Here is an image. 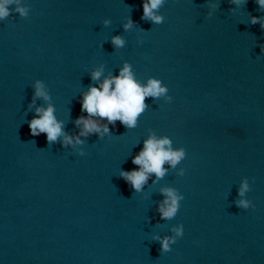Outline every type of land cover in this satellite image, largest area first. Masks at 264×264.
I'll list each match as a JSON object with an SVG mask.
<instances>
[{
    "label": "water",
    "instance_id": "95a60500",
    "mask_svg": "<svg viewBox=\"0 0 264 264\" xmlns=\"http://www.w3.org/2000/svg\"><path fill=\"white\" fill-rule=\"evenodd\" d=\"M23 2L28 18L0 21V264H264V31L249 23L264 13L255 0L235 13L216 0L211 18L206 0H166L159 25L141 19L143 0ZM128 17L137 26L124 31ZM115 35L126 41L118 50ZM125 61L142 83L160 79L171 102L146 98L136 128L117 121L75 148L30 135L35 80L75 136L90 72L103 64L101 80L115 76ZM150 132L185 149V174L166 164L163 179L134 193L119 173L137 169ZM245 177L247 210L234 203ZM164 186L184 196L170 221L157 212ZM178 224L183 236L161 253L153 237Z\"/></svg>",
    "mask_w": 264,
    "mask_h": 264
},
{
    "label": "clouds",
    "instance_id": "9594fccd",
    "mask_svg": "<svg viewBox=\"0 0 264 264\" xmlns=\"http://www.w3.org/2000/svg\"><path fill=\"white\" fill-rule=\"evenodd\" d=\"M234 7L229 11L235 13L237 9L244 7L248 0H228ZM166 0H143V14L141 19L152 24L159 25L165 20V16L160 9L165 5ZM259 11L264 13V0H255ZM209 11L206 18H211L220 8V3L216 0H206ZM131 8V6H129ZM30 7L23 0H0V21H4L18 14L20 18H28ZM249 23L251 25L259 24L264 31V15H249ZM111 24V20H103V26L107 27ZM137 24L131 19L126 18V22L122 25L124 31H130ZM140 31H145L139 28ZM114 49L118 50L125 46V38L121 35H115L110 38ZM143 43V40H138ZM261 52L264 53V44L260 45ZM104 74V65L94 68L90 72L91 80L94 82L88 86L86 92L81 94L80 104L81 113L75 119V125L79 129L75 136L69 135L64 131V121L56 116V108L52 103V96L42 80H35L32 85L34 94L28 110L34 109L35 116L28 121L30 135L35 137L40 134H46L48 147L56 143H60L63 148H68L85 143L81 137L87 138L91 134H96L100 139L105 135H110L109 125L115 126L119 121L125 128L133 129L138 125V119L142 113L148 108L146 98L158 100L164 97L167 102H171L172 97L168 95V87L158 78L149 77L146 83H142L136 78L132 70V65L125 61L118 75L109 73L101 80ZM98 85V86H97ZM37 99L44 101V106H36ZM98 118V119H97ZM107 121V123H99ZM35 143V140H31ZM77 153L81 156L85 155V151L77 149ZM186 158V151L183 147L173 148L172 140L168 137H157L154 132H150L148 138L143 142V147L137 155L132 159V164L138 166L137 169L131 171L121 170L119 176L124 179L134 193H141L145 190L152 175L156 179L152 180L153 184H157L168 173L169 165L172 170L177 171V175L183 176L185 170L178 169V165ZM251 191L249 179L243 178L238 188V199L234 201L240 209L247 210L255 205L251 200L246 198V194ZM163 200L157 202V212L160 220L170 221L174 219L181 207V201L184 196L179 190L172 186H164L159 189ZM156 225H159L157 222ZM172 235H155L153 240L160 244V252L167 253L171 251V246L176 243L177 239L184 234L183 224L174 225L170 228Z\"/></svg>",
    "mask_w": 264,
    "mask_h": 264
}]
</instances>
